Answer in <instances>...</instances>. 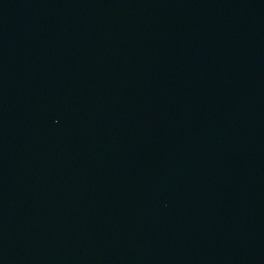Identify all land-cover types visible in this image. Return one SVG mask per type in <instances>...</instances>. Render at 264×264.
Returning <instances> with one entry per match:
<instances>
[{
  "label": "water",
  "instance_id": "obj_1",
  "mask_svg": "<svg viewBox=\"0 0 264 264\" xmlns=\"http://www.w3.org/2000/svg\"><path fill=\"white\" fill-rule=\"evenodd\" d=\"M0 264H264V0H0Z\"/></svg>",
  "mask_w": 264,
  "mask_h": 264
}]
</instances>
